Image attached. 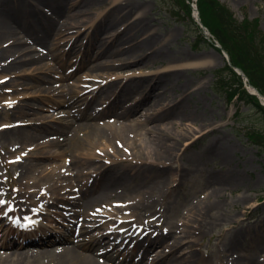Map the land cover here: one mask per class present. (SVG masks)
I'll use <instances>...</instances> for the list:
<instances>
[{"label":"bare ground","instance_id":"6f19581e","mask_svg":"<svg viewBox=\"0 0 264 264\" xmlns=\"http://www.w3.org/2000/svg\"><path fill=\"white\" fill-rule=\"evenodd\" d=\"M89 1L0 0V97L5 91L2 85L9 81L7 75H12L11 78L19 74L32 76L40 83L42 80L48 81L45 85L24 84L34 86L44 94L33 100L44 102L49 96L59 95L65 97L73 108L71 114L61 112L58 118L55 112L49 114L51 131L66 133L64 137L55 139L57 141L53 140V146H63L64 143L59 141L64 140L66 146L63 152H69L73 159L80 156L85 164L102 162L93 174H84L83 171L67 173L58 168L48 172L43 169L38 175L30 176L34 161L24 167L25 155H20V188L12 214L24 217L22 211L27 210L25 214L37 219L39 229L36 232L17 231L0 241V248H15L0 251V264H159L168 261V254L165 253L183 247L186 254L191 248L189 254L195 256L193 242L221 224V216H213V210L222 208L220 201L226 197L227 190L241 181L239 174L225 169L221 185L210 184L207 187L204 192L206 199L201 197L197 202H190L187 212L179 220L170 219L160 224V220L165 215L168 217L176 208L178 200L177 197L171 199V189L166 188L167 172L163 168L178 164L171 177L183 184L192 173L201 172L205 162L219 161L229 166L233 148L216 141L206 147L200 160L185 158L186 149L182 151L180 141L194 134L187 128L188 125L192 126L188 121L199 125L201 122H198V114L190 110V104L195 101L188 99L191 96L189 86L183 84L177 97L171 93L174 81L179 79L177 75L183 69L181 67L151 70L139 78L131 75L124 84L118 79L100 80L94 81L93 85L82 84L70 86L69 89L54 83L43 73L47 65L44 61L46 55H53L54 48L59 45L69 44L65 34L90 21L84 15ZM41 6H46L52 14H47ZM136 7V0H117L107 14L88 27H94V34L86 49L83 44L80 45L79 52L84 48L83 53L76 56H84L86 62L90 60L88 69L96 71L94 79L102 77L99 70L111 67L99 60L103 55L112 57L119 64L142 62L144 65L163 55V45L156 36L158 32L144 29L146 9L132 18ZM120 19H125L128 24L118 30L116 23ZM18 29L26 31L29 39L19 36ZM82 31V27L79 28V32ZM74 37L77 39V35L72 37L76 45ZM27 41L38 47L20 46V43ZM99 44H102L101 49L97 51L95 48ZM36 49L43 53L35 52ZM186 57L196 55L193 53ZM189 68L191 66L184 69ZM101 82L104 84H99ZM88 86L97 89L96 96L86 95ZM250 90L255 91L252 87ZM97 98L105 100L107 106L96 109ZM79 102L81 104L77 108ZM95 103L97 105H93ZM36 107H31L29 111L15 109L14 115H33L31 120L37 122L43 116L38 109L44 107ZM141 107L142 110L135 114ZM11 108L4 104L3 111L8 115ZM109 114L114 120L105 119ZM77 119L81 121L77 122ZM180 126H185L186 130L180 131ZM217 129L214 126L202 135ZM36 130V134H33L32 128L3 127L0 123V139L30 145L34 137L40 138L43 128L36 125ZM189 144L187 141L186 146ZM33 145L36 156L50 157L62 153V150L46 152L43 142ZM73 159L70 158L71 161ZM189 163L191 166L187 167ZM71 178L77 184L74 185ZM147 179L149 182L141 186ZM77 186L79 188L76 190ZM76 192L80 194L76 196ZM125 194L135 196L127 197ZM1 198L0 207L4 204ZM12 198L14 201L15 197ZM50 203L68 209L67 212H54L60 218L69 219L65 231L46 224V221L53 220L45 209ZM69 203L73 208L67 206ZM79 217L82 222L77 220ZM96 225L105 229L102 235H91L90 228ZM189 238L194 239L187 241ZM239 238L240 234H234L228 239L230 253L221 256L223 264H236V259H230V256L232 250L238 249ZM28 245L30 247L25 249ZM155 245H159L165 253H154L152 249ZM119 250H123L124 258L117 261ZM147 258H150L149 261ZM178 259L174 255L170 260L177 262ZM198 260L195 259V262ZM246 264H264V258L258 261L250 258Z\"/></svg>","mask_w":264,"mask_h":264},{"label":"rangeland","instance_id":"374dc122","mask_svg":"<svg viewBox=\"0 0 264 264\" xmlns=\"http://www.w3.org/2000/svg\"><path fill=\"white\" fill-rule=\"evenodd\" d=\"M116 1L90 0L87 6L88 10L84 14L90 21H87L84 25L75 27V31L65 34V37H68L67 41H70L69 44L59 45L54 48L53 55H46L44 61L47 62V65L43 73L47 74V77L54 83L69 89L70 86L93 85L94 81L100 80L113 81L118 79L124 84L131 75L139 78L151 70L158 71L170 66L183 68L177 75L179 79L174 81L171 93L177 97L181 93L180 88L183 84L189 86L191 96L188 99L195 101L190 104V110L198 114V122H201L199 125L198 123L194 124L192 120L188 121L192 126L188 125L187 128L192 130L194 134L184 137L180 141L182 151L186 149L185 158L187 160H200L205 153L206 147L211 143L215 144L216 141L230 145L233 151L229 166L219 161L205 162L202 165V171L192 173L190 178L183 184L180 180H173L171 177L178 164L165 166L163 169L167 172L165 173V178L167 179L166 188L171 189V199L174 200L177 197L178 200L175 203L176 208L168 217L165 215L160 220V224H165L170 219L179 220L187 212L186 209L190 202H197L201 197L206 199L207 197L204 196V192L207 187L210 184L220 186L222 183L221 178L225 175V169L229 168L236 174H239L241 181L232 189L227 190L226 197L220 201L222 208L219 211L213 210V216L218 218L221 216L219 220L221 224L219 226L216 225L213 231L193 242L194 248H192L196 251L195 256L189 254L192 250L191 248L188 254H186V251L183 250L184 247L165 253L159 245H155L152 250H155L154 253L158 251L162 255L163 253L168 254V261H161L159 264H223L224 262L220 259L221 256L230 253V246H227V242L229 245L228 239L234 234H240L238 249L231 251L230 259H236V264H246L250 258L257 261L264 258V147L251 140L247 133L253 129H262L263 121L261 115L242 101L235 100L229 102L228 97L217 88L215 71L225 65V55L215 45H212L210 34L206 36L209 42L202 41V38L198 35L196 25L184 16L178 6L173 5L168 0H136L137 7L132 15V18H135L146 9V16L143 20L145 24L144 29L158 32L156 36L161 40L160 44L163 45L161 48L163 55L152 60L147 65H144L142 62L119 64L112 57L103 55L99 60L110 64L111 67L99 70L103 74L102 77L94 79L96 78V71H89L88 69L90 60L86 62L84 56L76 55L83 53L84 48L79 52L80 45L83 44L86 49L89 39L94 34V27H90L89 29L88 27L107 14ZM221 1L233 10L239 21H243L246 18L260 19L261 28L264 30V0ZM41 7L44 8L43 10L47 14H52L46 6ZM43 20L46 21L45 18ZM127 24L128 22L125 19H120L116 23V27L121 30ZM81 27L83 31L80 33L79 28ZM18 33L19 36L29 39L26 31L18 29ZM76 35L77 39L74 37L76 45H74L72 37ZM29 45L34 48L38 47L30 41L20 43L22 47ZM101 45L99 44L95 49L100 51ZM37 50L35 52L43 53L41 50ZM193 53L196 57H186L188 54ZM186 66H191V68L184 69ZM11 76L7 75L9 81L5 85H2L5 91L0 97V123L3 124V127L13 126L14 128H20L26 126L32 128L33 134H36V125H40L43 131L39 139L34 137L30 141V145L12 143L0 139V198L2 196L1 199L4 201V204L0 207V241L11 237L15 232L19 231L20 225H22L21 215L14 216L12 214L17 200L16 195L20 188V180L18 178L20 173L19 167L22 164L19 159L20 155H25L24 167H26V164L34 161L29 173L30 176L38 175L43 169L48 172L58 168H62L67 173L83 171L84 174L87 172L93 174L97 172L96 167L102 163L101 161H97L85 164L83 158L80 156L73 159L69 152H63L66 146L64 140L59 141L64 143L63 146H53V140L57 141L55 139L64 137L66 133H53L50 128L52 121L48 120V118H50L49 114L53 112L56 113V118H58L61 112L71 114V109L73 108L65 101V97L54 95L53 97L49 96L44 102L33 100L34 97H38L42 92L34 86L27 87L24 83L45 85L48 84V81L42 80V83H40L32 79V76L23 77L21 74L17 77L11 78ZM12 80L15 81L12 82ZM99 84L102 85L104 83L101 82ZM96 92L97 89L89 87L86 95L96 96ZM104 101L97 98L96 102L98 105L96 103L93 105H97L96 109H103L107 106V103H104ZM80 102L77 108L80 107ZM4 104L12 107L8 115L3 111ZM37 105L44 107L38 109L43 116L37 122L31 120L33 115H14L15 109L29 111L31 107L37 109ZM142 108L135 114H138ZM105 119L109 121L114 120L110 114L106 115ZM76 121L79 122L81 119H77ZM214 126L218 127L217 131H210L202 135L203 132ZM179 129L182 132L186 130L185 126H180ZM187 141L190 142L188 146H186ZM38 142H43V148L46 152L51 150L60 152L62 150V153L60 152L59 155L50 157L46 155L36 156L33 144ZM70 158L73 160L71 161ZM190 166L191 163L187 165V167ZM148 180L143 181L144 183H141V186L145 185L146 182L148 183ZM70 181L74 185L77 184V181L73 178ZM78 188L79 186L76 187V190ZM79 194V192H76L75 195ZM13 196L15 197L14 201ZM125 196L130 197L135 196V194H125ZM67 206L73 208L71 203ZM45 209L49 212V215L53 216V220H45L46 224L57 226L58 230L65 231V225L69 219H65V217L60 218L54 215V212L58 210L67 212L68 209L60 208L54 203H50ZM23 212L25 214L28 211L24 209ZM2 214H5V216L2 217ZM77 220L82 222L80 217ZM84 223L89 224L88 222ZM104 230L99 225L90 228L91 235L93 236L102 235ZM190 239L194 238H189L187 241ZM27 247H30V245L24 248L26 249ZM13 249L15 248L2 247L0 251H10ZM174 255H177L179 258L177 262L170 260ZM153 256L155 257L156 254H153ZM122 258H124L123 250H119L116 259L118 261L122 260ZM149 259L147 258V261ZM195 259L199 260L195 262Z\"/></svg>","mask_w":264,"mask_h":264},{"label":"trees","instance_id":"16d2710c","mask_svg":"<svg viewBox=\"0 0 264 264\" xmlns=\"http://www.w3.org/2000/svg\"><path fill=\"white\" fill-rule=\"evenodd\" d=\"M168 1L178 6L184 16L196 25L201 40L209 42L192 16L191 3L187 0ZM196 4L202 22L227 50L232 64L242 68L249 83L264 94V30L260 19L246 18L239 21L233 10L221 0H197ZM215 75L217 88L228 97L229 102L242 101L261 115L262 129H253L247 133L251 140L264 147V106L260 99L249 93L243 77L228 63L217 69Z\"/></svg>","mask_w":264,"mask_h":264},{"label":"water","instance_id":"95a60500","mask_svg":"<svg viewBox=\"0 0 264 264\" xmlns=\"http://www.w3.org/2000/svg\"><path fill=\"white\" fill-rule=\"evenodd\" d=\"M198 21H199V22L201 23V25L203 26V24H202L200 18H198ZM229 59H230V58H229ZM236 70H237L239 73L245 75L242 69H240V68H236ZM254 93L257 94L261 99L264 98V95H262L259 91H258V92H254ZM262 103L264 104V101H262Z\"/></svg>","mask_w":264,"mask_h":264}]
</instances>
